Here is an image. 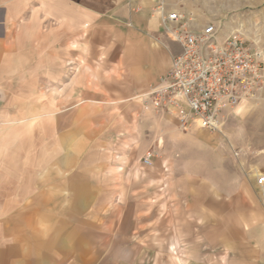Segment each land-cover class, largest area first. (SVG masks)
I'll list each match as a JSON object with an SVG mask.
<instances>
[{
  "label": "crops",
  "instance_id": "0c3cea01",
  "mask_svg": "<svg viewBox=\"0 0 264 264\" xmlns=\"http://www.w3.org/2000/svg\"><path fill=\"white\" fill-rule=\"evenodd\" d=\"M185 1L195 10L202 7L201 0ZM132 7L127 0H0V86H6L9 72L22 68L16 66V55L30 54L32 47H38L40 55L48 49L57 55L67 43L81 40L88 48L95 47L96 39H103L107 32L117 39L112 70L120 74L117 84L122 88L113 92V101L145 93L169 70L171 56L180 48L159 29L147 9L133 12ZM46 24H51L49 29ZM54 65L56 71L62 67L58 61ZM91 89L85 86L87 96ZM148 110L151 113L142 119L149 129L140 133L147 138L137 140L140 147H147L144 153L139 151L141 155L128 158L126 143L131 139L126 138L131 133L96 125V118L108 119V114H87L86 119L95 122L89 129L94 140L91 148L103 143L106 149L98 162L88 157L87 173L65 181L70 184L68 192L48 190L46 178L40 175L38 206L17 207L14 192L0 197V215L8 216L7 225L16 213L38 214L46 231L47 215L72 216L69 223L57 218L50 222L53 238L49 243L40 239L35 254L29 253L30 240L23 239L16 253L11 248L15 240L0 236V264L91 263L94 256L79 255L80 246L104 248L97 263L143 264L147 260L141 254L111 255V248L132 245L127 232L133 228L150 231V239L139 244L150 246L151 264H264V101L240 105L228 114L235 125L230 146L196 126L183 132L175 122ZM108 131L116 136L111 144L96 138ZM88 149L86 156H94L95 147ZM148 150L157 156L151 166H143L141 159ZM48 193L55 199L69 198V210L48 208ZM95 199L103 200L101 209L94 207ZM80 212L91 216L84 219L85 228L100 238L79 240ZM64 230L68 234L63 235ZM53 245L61 253L48 254L47 248Z\"/></svg>",
  "mask_w": 264,
  "mask_h": 264
},
{
  "label": "rangeland",
  "instance_id": "374dc122",
  "mask_svg": "<svg viewBox=\"0 0 264 264\" xmlns=\"http://www.w3.org/2000/svg\"><path fill=\"white\" fill-rule=\"evenodd\" d=\"M199 2L202 7L199 5L196 10L190 8L185 0H168V7L194 13L201 24L210 19L220 20L224 25L223 31L238 29L245 40L264 53V0H201ZM46 25L49 29L51 24ZM109 34L111 33L106 32L103 39H96L95 47L91 46V48L83 45L84 40H81L74 44L67 43L57 55L54 49H48L46 55H40L38 47H32L30 54L15 56L16 66L22 68L16 69L13 73L9 72L10 77L4 82L6 86H0V197H6L8 192H14L15 200L19 202L16 203L17 207L38 206V199L35 198L38 197L40 175L41 178H46L48 190L50 187L52 192H68L70 184L65 181L77 173H87L88 157L91 162H98L103 150L105 152L106 149L103 143L91 148L94 140L93 136L89 135V129L93 127L91 125L93 120H87V114L93 113L96 117L108 114V119L96 118L94 120L96 125L120 129L121 132L125 130V133L132 134L126 138L131 139L126 143L127 153L131 155L128 158H135V154L141 155L139 151L145 152L147 147H140L137 140L144 142L147 138L144 134L141 137L140 133L143 129H149L142 115L150 111L141 104L142 94L139 96L132 94L121 101H113L116 99L112 97L113 92L122 88L117 84V80L120 81V74L112 70L115 59L112 52L117 39L110 38ZM56 61L62 63L58 71L54 65ZM86 80L89 85L86 84ZM85 86H92L90 96H87ZM245 108L239 114V120L244 116ZM233 127H235L234 122L228 117L221 128L222 132L214 134L221 143L230 146ZM111 137L116 136L109 135V131L106 134L96 135V138H102L106 143L112 142ZM105 141L104 144L109 147ZM93 147H95L92 150L94 159L86 156L87 149ZM55 178L57 184H54ZM55 185H57L56 190ZM102 203V199L93 201L94 207L99 209ZM70 204L69 198L59 196L55 199L48 193V208L53 209L57 206L59 211H64L65 208L69 210ZM7 217L0 215V236L11 241L15 240L11 248L16 250V253L22 249L20 244L23 239L30 240L31 254L38 251L40 239H47L49 243L50 238H53L54 230L50 229V222L57 218L63 223H69L72 219L69 213L64 212L55 216L47 215L48 228L44 231L42 225L44 219L40 220L42 216L38 214L16 213L11 216V223L8 225ZM88 217L91 216H83L82 212L78 215L79 240L89 241L100 238L86 230L84 219ZM75 221L77 222L73 216V222ZM66 233L68 234L64 230L63 235ZM127 235L132 245L111 248V255L141 254L147 260L143 264H151L150 246L139 244L150 239V231H137L133 228L132 232H127ZM141 239L144 240L139 241ZM2 249L7 250V247L3 246ZM47 253L61 252L53 245L47 248ZM78 253L94 256L89 264H101L96 260L97 258L101 260L104 248L80 246ZM108 253L107 250L104 256L107 257ZM122 264L126 263L122 262Z\"/></svg>",
  "mask_w": 264,
  "mask_h": 264
},
{
  "label": "built area",
  "instance_id": "2783aa9c",
  "mask_svg": "<svg viewBox=\"0 0 264 264\" xmlns=\"http://www.w3.org/2000/svg\"><path fill=\"white\" fill-rule=\"evenodd\" d=\"M131 10H148L165 36L180 51L169 70L141 97L142 105L185 132L193 126L220 133L227 116L240 105L264 101V53L238 29L223 31L220 20L201 24L192 12L168 7V0H127ZM157 153L148 150L141 163L151 166Z\"/></svg>",
  "mask_w": 264,
  "mask_h": 264
}]
</instances>
